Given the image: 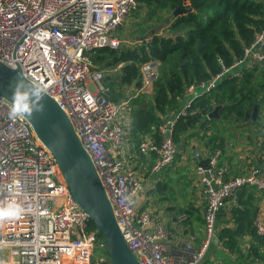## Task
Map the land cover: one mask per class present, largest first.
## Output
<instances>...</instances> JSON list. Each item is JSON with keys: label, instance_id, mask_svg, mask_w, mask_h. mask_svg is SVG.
<instances>
[{"label": "built area", "instance_id": "1", "mask_svg": "<svg viewBox=\"0 0 264 264\" xmlns=\"http://www.w3.org/2000/svg\"><path fill=\"white\" fill-rule=\"evenodd\" d=\"M137 6V0H0V62L15 64L29 79L45 83L48 95L68 115L138 263L202 264L217 238L216 217L226 201L243 186L264 192V162L225 178L218 150L209 155L206 168L199 164L200 153L187 156L205 197L199 240L186 230L185 213L176 215L171 229L153 209L135 207L144 178L116 156L125 141L118 118L133 97L153 85L159 61L142 62L139 89L114 102L104 86V69L95 67L91 55L102 48H119L121 39L113 32ZM262 62L264 13L242 58L187 85L179 107L162 117L152 132L141 135L138 151L154 154L149 173H159L174 162L178 151L174 127L180 117L197 112L194 99L208 94L225 76L241 77L245 68ZM7 112V101L0 96V186L13 185L11 193L0 192V200L18 202L24 212L0 222V264H90L95 248L107 251L104 238L97 229H89L88 213L74 199L54 156L29 122L13 121ZM253 225L264 235L258 215ZM98 260L111 264L108 255Z\"/></svg>", "mask_w": 264, "mask_h": 264}, {"label": "trees", "instance_id": "2", "mask_svg": "<svg viewBox=\"0 0 264 264\" xmlns=\"http://www.w3.org/2000/svg\"><path fill=\"white\" fill-rule=\"evenodd\" d=\"M140 8L147 10L169 11L177 6L189 11L172 17L166 30H157L135 47L115 50L102 48L91 55L94 62L105 66L122 64L120 82L122 84H140L139 66L149 59L159 61L158 77L153 83L152 98L139 93L131 100V124L134 133L144 135L152 132L162 117L179 107L187 85L200 82L219 73L222 67L230 66L243 56L244 47L253 39V33L261 26L264 13L263 0H137ZM113 79L104 78V86L114 101ZM264 101V62L261 66L245 68L241 77L227 75L208 94L193 101L198 108L191 115L180 117L174 127L173 139L177 144L184 132L196 127L201 119L220 105L219 118L234 116L244 118L251 112L254 104ZM219 118L205 120L198 131L186 137H201ZM216 136V135H214ZM209 139L208 142H210ZM187 141L182 144L184 148ZM158 189H161L160 184ZM165 187V183L162 184ZM243 186L233 196L236 204L230 210L227 224L217 232V238L230 252H240V241L244 235H250L257 245L251 246L248 255H256L264 262V235L256 233L253 225L257 208L253 203L254 195L250 188ZM254 188V187H252ZM179 211L192 212L193 207L180 208ZM89 229L95 230L94 224ZM98 236L101 234L97 231ZM106 255L107 251L105 250ZM90 264H108L98 259Z\"/></svg>", "mask_w": 264, "mask_h": 264}, {"label": "crops", "instance_id": "3", "mask_svg": "<svg viewBox=\"0 0 264 264\" xmlns=\"http://www.w3.org/2000/svg\"><path fill=\"white\" fill-rule=\"evenodd\" d=\"M183 5L189 8L188 2H184ZM167 25L163 27L164 30H166ZM160 32L162 31L160 30ZM121 41L125 43V36ZM93 64L95 67L103 68L105 76L109 75L113 79V94L117 100L114 101L109 97L108 91L107 95L114 102H120L127 96L134 94L141 85V82L139 85L122 84L120 82L122 64L108 67L101 62L93 61ZM140 93L145 94L146 98H152L154 93L153 85L145 88ZM182 101L183 98H180L179 105ZM257 105V117L254 120L239 119L234 116L219 118L211 125L209 130L203 132V136L188 138L185 147L176 152L174 162L161 172L155 174L149 173V169L154 161V154H143L138 151L137 146L141 135L134 133L132 130L131 103L130 106L123 108L118 120L123 125L125 141L121 152L116 156L124 160L127 166L134 169L144 178L143 187L134 199L135 207L139 209H153L157 217L163 220L171 229H174L175 224L173 220L176 215L185 213L187 215L185 221L186 230L195 234L199 240L203 234L202 214L205 208V197L194 175V168L186 162V159L189 156H193L196 152L202 155L201 158H206L215 150H218L220 152L218 166L224 169L225 178L244 174L251 166L262 167L264 162V101L259 104L257 103ZM209 139H211L210 142H208ZM175 170L186 173V176L183 175L182 178L184 191L174 193V196H169L167 193V185L169 183L167 181L171 179L170 172ZM163 183H165V187L161 186ZM159 184L161 189H158ZM250 190L254 195L252 201L257 208L256 215L264 223V192L252 187ZM235 204V197H231L218 211L216 217V221H218L216 226L217 232L226 224L228 226L233 225L232 222L227 223L226 220L230 217V210ZM186 207H193V211L188 213L179 211L180 208ZM244 241L248 242L247 247ZM239 246L240 252H230L222 246L218 238H215L212 243L213 250H208L202 264H238L240 260L244 264H264L263 260L257 258L256 255H248L251 252V246H257L259 250L262 249L250 235H244L241 238Z\"/></svg>", "mask_w": 264, "mask_h": 264}, {"label": "water", "instance_id": "4", "mask_svg": "<svg viewBox=\"0 0 264 264\" xmlns=\"http://www.w3.org/2000/svg\"><path fill=\"white\" fill-rule=\"evenodd\" d=\"M264 3V0H263ZM190 9L177 6L171 15L176 17L186 13ZM161 28L147 30L142 36L136 37V41L147 39L151 34ZM17 70L21 71L17 66ZM5 64L0 62V96L9 97L8 82L15 76ZM46 110L43 115H36L27 120L37 137L49 149L54 156L58 169L67 182L78 205L83 208L94 224L97 231L104 238L107 245V254L111 264H139L133 252L128 247L117 225L112 206L105 194L103 184L91 162L89 155L83 148L68 115L49 96L45 97ZM220 105H215L206 116L201 119L194 128L186 130L181 140L176 144L180 150L186 142V137L199 130L205 120L219 118ZM258 105L254 104L251 112H246L244 119L254 120L257 117ZM209 157L200 158L199 164L208 167Z\"/></svg>", "mask_w": 264, "mask_h": 264}, {"label": "clouds", "instance_id": "5", "mask_svg": "<svg viewBox=\"0 0 264 264\" xmlns=\"http://www.w3.org/2000/svg\"><path fill=\"white\" fill-rule=\"evenodd\" d=\"M7 67L15 72L8 82L9 97H3L7 101L8 118L16 120H31L36 115H43L46 110L45 97L48 95V88L45 83L37 79H29L22 71L17 70L15 64H8ZM13 185L0 186V192L11 193ZM124 199L131 203L130 196ZM24 212V208L16 201H8L5 203L0 200V222L20 217Z\"/></svg>", "mask_w": 264, "mask_h": 264}, {"label": "rangeland", "instance_id": "6", "mask_svg": "<svg viewBox=\"0 0 264 264\" xmlns=\"http://www.w3.org/2000/svg\"><path fill=\"white\" fill-rule=\"evenodd\" d=\"M171 12L164 10L152 11L151 9L147 10L146 8L143 7L140 8L139 6H137V8L134 9L125 18L123 24L117 27L116 30L113 32V35L119 39H123V37L125 36V43L120 41L119 48L115 50L125 49L128 48L129 46L130 47L137 46L140 41H136V37L142 36L147 30L151 28H155L157 24H160L161 28L163 29V27L166 26L168 21L170 22L171 18L173 17L171 15ZM164 21L167 22L164 23ZM97 52H99V50ZM261 65L262 63L259 64L258 66ZM183 175L186 176V173L177 172L176 170L170 172L171 179L167 181L169 183L167 185L168 186L167 193L169 194V196H174L175 195L174 193H180L184 191L183 182H182ZM217 224L218 221H216V226ZM247 243H248L247 241H244L246 247H247ZM211 249H212V244L209 248V251L213 250ZM102 255H106L105 250L95 248L92 255V262L96 261ZM238 264H244V263L240 260Z\"/></svg>", "mask_w": 264, "mask_h": 264}]
</instances>
